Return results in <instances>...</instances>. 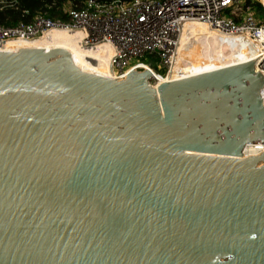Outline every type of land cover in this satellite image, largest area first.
<instances>
[{
  "label": "water",
  "instance_id": "1",
  "mask_svg": "<svg viewBox=\"0 0 264 264\" xmlns=\"http://www.w3.org/2000/svg\"><path fill=\"white\" fill-rule=\"evenodd\" d=\"M79 39H1L0 264H264L253 38L187 20L156 85Z\"/></svg>",
  "mask_w": 264,
  "mask_h": 264
},
{
  "label": "built area",
  "instance_id": "2",
  "mask_svg": "<svg viewBox=\"0 0 264 264\" xmlns=\"http://www.w3.org/2000/svg\"><path fill=\"white\" fill-rule=\"evenodd\" d=\"M59 1L61 6L58 0L44 4L28 22L0 25V47L5 38H37L47 29L84 28L87 39H79L84 46L105 37L115 48L116 59H110L112 79H124L129 71L147 67L155 71V64L164 69L158 75L166 78L176 58L183 22L205 21L218 33L243 32L253 38L258 57L254 67L263 77L264 101V23L255 19L244 0H83L79 7L72 0ZM53 8L60 15L56 19L48 15ZM8 9L20 10L19 0H0V11ZM257 145L264 151V144Z\"/></svg>",
  "mask_w": 264,
  "mask_h": 264
},
{
  "label": "trees",
  "instance_id": "3",
  "mask_svg": "<svg viewBox=\"0 0 264 264\" xmlns=\"http://www.w3.org/2000/svg\"><path fill=\"white\" fill-rule=\"evenodd\" d=\"M52 0H19L20 10H4L0 11V25H13L18 21L28 22L31 19V16L39 8H43L44 4L50 3ZM74 4L79 7L78 0H72ZM81 1V0H80ZM128 1V0H124ZM264 5V0H261ZM58 5L61 6V1L58 0ZM82 3V2H81ZM244 5L248 6L251 11L254 13L255 19L259 23H264V9L260 6L257 0H244ZM23 10H27L28 14H23ZM51 16H60L55 8L49 10Z\"/></svg>",
  "mask_w": 264,
  "mask_h": 264
},
{
  "label": "bare ground",
  "instance_id": "4",
  "mask_svg": "<svg viewBox=\"0 0 264 264\" xmlns=\"http://www.w3.org/2000/svg\"><path fill=\"white\" fill-rule=\"evenodd\" d=\"M210 31H212V30H210ZM178 48H179V44H178ZM179 56H181V55L177 52L176 57H179ZM167 77L166 78H163L162 76H160V80L154 81L153 84L156 85L159 82H163V81L167 80ZM162 78H163V80H161ZM261 150H262V146L257 145V144H251V145L249 144V145H247L245 147L243 154H246V155H255V154H258Z\"/></svg>",
  "mask_w": 264,
  "mask_h": 264
},
{
  "label": "rangeland",
  "instance_id": "5",
  "mask_svg": "<svg viewBox=\"0 0 264 264\" xmlns=\"http://www.w3.org/2000/svg\"><path fill=\"white\" fill-rule=\"evenodd\" d=\"M78 1H79L78 5H80L81 2H82L83 0H81V1L78 0ZM257 2H259L260 6L264 9V6L262 5V3H261L260 1H258V0H257ZM249 12H250L251 14L254 15V13L251 11L250 8H249ZM48 15H49L50 17L54 18V19H56V18L59 17V16H51L50 13H48ZM143 61H145V62H149L147 58L143 59ZM154 66H155V68H156L155 71H152L153 74H154V76H155V79H154V80H155V81H156V80H160V75H158V74H159V73H160V74L163 73V72H164V69L161 68V67H160L159 65H157V64H155ZM163 78H164V77H163ZM163 78H162L161 80H163Z\"/></svg>",
  "mask_w": 264,
  "mask_h": 264
}]
</instances>
